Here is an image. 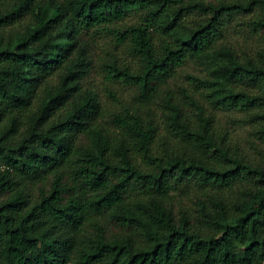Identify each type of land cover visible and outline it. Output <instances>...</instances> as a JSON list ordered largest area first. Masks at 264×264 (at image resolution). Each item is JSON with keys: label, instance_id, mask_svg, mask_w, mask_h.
I'll use <instances>...</instances> for the list:
<instances>
[{"label": "trees", "instance_id": "16d2710c", "mask_svg": "<svg viewBox=\"0 0 264 264\" xmlns=\"http://www.w3.org/2000/svg\"><path fill=\"white\" fill-rule=\"evenodd\" d=\"M241 14L264 33V0H0V26L33 18L0 35V264H264V158L170 86L189 59L206 63L207 97L264 144V48L220 44ZM105 30L138 60L111 64L134 88L114 110L80 85L87 36ZM177 193L194 206L177 212Z\"/></svg>", "mask_w": 264, "mask_h": 264}, {"label": "rangeland", "instance_id": "374dc122", "mask_svg": "<svg viewBox=\"0 0 264 264\" xmlns=\"http://www.w3.org/2000/svg\"><path fill=\"white\" fill-rule=\"evenodd\" d=\"M196 16L198 17V14ZM251 16V14L238 15L236 20L225 29L224 37L220 39V44L230 47L242 58L256 57L258 50L264 48V33L260 34L247 23ZM137 20V16H128L120 21L119 25H130ZM190 20L193 19L190 17ZM32 21V16L26 15L16 23L0 26V35L6 38L15 35L18 31H23ZM87 38L90 66L86 77L81 80V91L94 92L104 109L114 110L128 104L132 100L134 88L112 77L110 68L113 63L130 67L137 65L138 60L130 52L128 37L125 34L105 30L91 31ZM209 76V67L206 63L189 59L177 69L174 79L170 81L173 95L184 97V91L193 95L204 106L206 114L214 117L215 127L229 134L233 148L251 159L264 158V144L253 135L254 123L247 121V116L243 112L218 107L207 97L209 90L201 79H207ZM58 78L53 76L51 84H57ZM45 88L46 86L40 88L42 94ZM189 110L193 112L192 114L197 112L191 106ZM159 112L160 114L162 112L160 108ZM162 132L166 133L165 128ZM193 206L194 201L190 197L179 193L175 195L174 208L177 212L183 207ZM90 230L94 231L92 227Z\"/></svg>", "mask_w": 264, "mask_h": 264}]
</instances>
